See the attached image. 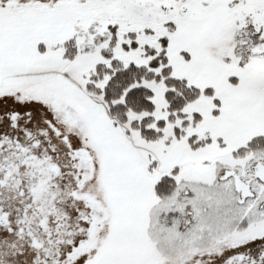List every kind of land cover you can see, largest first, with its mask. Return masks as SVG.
Instances as JSON below:
<instances>
[{
    "label": "snow or ice",
    "instance_id": "obj_1",
    "mask_svg": "<svg viewBox=\"0 0 264 264\" xmlns=\"http://www.w3.org/2000/svg\"><path fill=\"white\" fill-rule=\"evenodd\" d=\"M0 264H264V0H0Z\"/></svg>",
    "mask_w": 264,
    "mask_h": 264
}]
</instances>
